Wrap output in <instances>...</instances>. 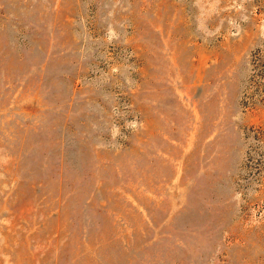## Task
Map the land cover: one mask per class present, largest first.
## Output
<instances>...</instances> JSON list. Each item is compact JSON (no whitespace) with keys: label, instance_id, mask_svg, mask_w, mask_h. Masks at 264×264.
Returning <instances> with one entry per match:
<instances>
[{"label":"rangeland","instance_id":"374dc122","mask_svg":"<svg viewBox=\"0 0 264 264\" xmlns=\"http://www.w3.org/2000/svg\"><path fill=\"white\" fill-rule=\"evenodd\" d=\"M0 264H264V0H0Z\"/></svg>","mask_w":264,"mask_h":264}]
</instances>
